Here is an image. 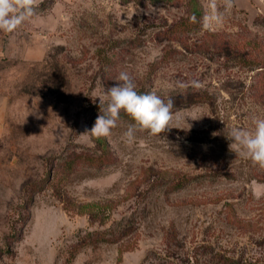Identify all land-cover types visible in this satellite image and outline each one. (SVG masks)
Instances as JSON below:
<instances>
[{
    "label": "rangeland",
    "instance_id": "374dc122",
    "mask_svg": "<svg viewBox=\"0 0 264 264\" xmlns=\"http://www.w3.org/2000/svg\"><path fill=\"white\" fill-rule=\"evenodd\" d=\"M209 4L39 0L0 33V264H264V169L228 138L264 117V0ZM121 71L172 128L90 133Z\"/></svg>",
    "mask_w": 264,
    "mask_h": 264
},
{
    "label": "clouds",
    "instance_id": "9594fccd",
    "mask_svg": "<svg viewBox=\"0 0 264 264\" xmlns=\"http://www.w3.org/2000/svg\"><path fill=\"white\" fill-rule=\"evenodd\" d=\"M38 3L39 0H0V33L13 34L17 31L36 14ZM234 4L235 0H222L221 10L218 0H210L211 13L206 17L207 26H222ZM116 81L117 85L107 89L104 97H98L101 114L90 131L94 137H108L117 126L121 112L134 121L124 134L129 142L137 131H146L155 136L172 128L171 98L166 101L156 92L138 93L133 77L126 71H121ZM178 86L187 87L183 83ZM192 86L198 87L199 84L194 81ZM252 124V128L231 129L228 137L231 140L230 148L254 166L264 169V117H254Z\"/></svg>",
    "mask_w": 264,
    "mask_h": 264
},
{
    "label": "trees",
    "instance_id": "16d2710c",
    "mask_svg": "<svg viewBox=\"0 0 264 264\" xmlns=\"http://www.w3.org/2000/svg\"><path fill=\"white\" fill-rule=\"evenodd\" d=\"M195 3H197V0H193ZM73 155V154H72ZM76 157V156H75ZM100 159V158H99ZM64 166H66V164L64 165ZM72 166V164L70 163V166L69 167H71Z\"/></svg>",
    "mask_w": 264,
    "mask_h": 264
}]
</instances>
